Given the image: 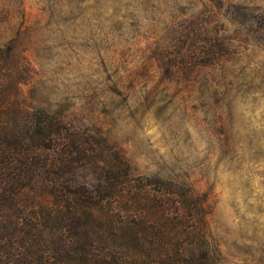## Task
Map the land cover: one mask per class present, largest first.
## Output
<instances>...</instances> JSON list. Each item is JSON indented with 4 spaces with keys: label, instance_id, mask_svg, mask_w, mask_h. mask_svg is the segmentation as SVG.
Wrapping results in <instances>:
<instances>
[{
    "label": "rangeland",
    "instance_id": "obj_1",
    "mask_svg": "<svg viewBox=\"0 0 264 264\" xmlns=\"http://www.w3.org/2000/svg\"><path fill=\"white\" fill-rule=\"evenodd\" d=\"M0 46L34 107L207 195L212 264H264V0H0Z\"/></svg>",
    "mask_w": 264,
    "mask_h": 264
},
{
    "label": "trees",
    "instance_id": "obj_2",
    "mask_svg": "<svg viewBox=\"0 0 264 264\" xmlns=\"http://www.w3.org/2000/svg\"><path fill=\"white\" fill-rule=\"evenodd\" d=\"M0 46V264H212L207 195L139 176L101 132L24 95Z\"/></svg>",
    "mask_w": 264,
    "mask_h": 264
}]
</instances>
